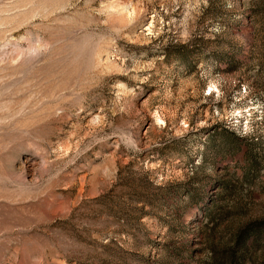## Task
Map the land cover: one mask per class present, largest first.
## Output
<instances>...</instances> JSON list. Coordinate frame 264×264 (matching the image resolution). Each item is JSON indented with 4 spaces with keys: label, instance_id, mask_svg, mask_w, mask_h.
I'll use <instances>...</instances> for the list:
<instances>
[{
    "label": "rangeland",
    "instance_id": "374dc122",
    "mask_svg": "<svg viewBox=\"0 0 264 264\" xmlns=\"http://www.w3.org/2000/svg\"><path fill=\"white\" fill-rule=\"evenodd\" d=\"M0 264H264V0H0Z\"/></svg>",
    "mask_w": 264,
    "mask_h": 264
}]
</instances>
